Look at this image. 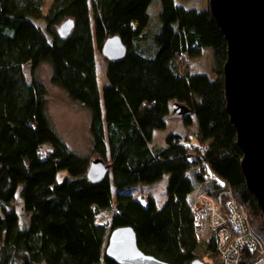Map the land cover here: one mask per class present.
<instances>
[{"label": "trees", "instance_id": "obj_1", "mask_svg": "<svg viewBox=\"0 0 264 264\" xmlns=\"http://www.w3.org/2000/svg\"><path fill=\"white\" fill-rule=\"evenodd\" d=\"M152 1L53 0L45 11L44 0H0V264H117L106 248L110 232L120 226H132L142 251L171 264L197 258L223 264L216 232L199 240L195 231L189 195L196 187L188 176L195 168L202 193L217 197L231 190L225 203L235 198L264 238L263 217L245 184L243 151L226 109L227 40L210 7L161 0L162 31L148 43ZM66 19L75 26L63 36ZM113 35L127 52L122 60L107 58L101 89L97 50ZM206 48L215 52L214 78L193 72V58ZM45 62L54 85L90 113L92 155L69 147L53 126L48 88L37 76ZM173 102L189 109L182 116L187 133L172 132L167 145L155 146L154 131L176 114ZM94 155L110 168L95 183L88 178ZM53 169L67 173L59 179ZM164 176L170 179L163 206L153 195L143 201L125 190ZM18 201L30 216L26 227L20 225ZM108 210L113 215L98 222ZM71 220L76 251L64 231ZM256 258L246 251L243 263Z\"/></svg>", "mask_w": 264, "mask_h": 264}, {"label": "water", "instance_id": "obj_2", "mask_svg": "<svg viewBox=\"0 0 264 264\" xmlns=\"http://www.w3.org/2000/svg\"><path fill=\"white\" fill-rule=\"evenodd\" d=\"M209 7L227 40L223 68L226 109L243 151L240 162L245 184L255 197L264 224V0H209ZM74 26L73 19H66L61 35L70 33ZM103 45V55L109 61L125 57L127 46L120 36L109 37ZM172 109L181 117L189 111L178 102H173ZM109 169L103 158L95 157L88 178L94 183L103 181ZM109 235L106 255L117 264H171L142 251L132 226H120ZM188 264L205 263L197 258Z\"/></svg>", "mask_w": 264, "mask_h": 264}, {"label": "rangeland", "instance_id": "obj_3", "mask_svg": "<svg viewBox=\"0 0 264 264\" xmlns=\"http://www.w3.org/2000/svg\"><path fill=\"white\" fill-rule=\"evenodd\" d=\"M52 1L53 0H44L45 11L52 5ZM175 2L184 6L185 8H196L198 10H204L209 7V0H175ZM148 10L150 11L151 15L148 43H151L154 41L155 36L161 33L163 27V22L161 21V0H153L149 5ZM107 63V57L103 55L102 51L97 50V77L99 79L101 89L107 83ZM192 64L194 73H205L211 78L216 77L214 70L217 63L215 52L212 48H206L204 50V54L201 55V57L193 58ZM37 76L42 81H44L48 88L49 95L47 111L51 117L53 126H55L59 134L64 137L69 147H73L75 150L81 153L92 155L90 113H88V111L82 105L73 102L68 96L67 92H65L61 87L54 85V83L51 81L52 70L49 63L45 62L37 69ZM167 121L168 122L165 128L154 131L153 144L155 146L167 145V143H165L166 136L172 132L179 133L181 135L187 133L186 123L181 116L177 114H171V117H169ZM48 165H50L49 168H53L52 163H48ZM55 172L56 170L53 169L52 174L56 175L57 172ZM66 173V170H61V172L58 173V178L62 179ZM197 173L198 172L196 168L188 172V176H190V178L193 180L194 186L196 187V189L190 195L192 205L197 203L199 199L198 196L204 189L203 183L201 180H199ZM169 179L170 176H164L161 180L155 182H140L138 184L130 185L125 190H127L128 193L131 192L135 198L143 201H147V198L153 195L155 199H157V204L159 206H163V204L168 200L167 187ZM21 204H23L21 201L15 203L20 216V225L22 227H26L30 222V216L25 213L24 205L22 206ZM73 216L75 215L71 211L70 218L72 219ZM64 227V231L67 233V237L69 238V244L73 250L76 251V249L79 248V244L77 237L75 236L74 220H71Z\"/></svg>", "mask_w": 264, "mask_h": 264}, {"label": "built area", "instance_id": "obj_4", "mask_svg": "<svg viewBox=\"0 0 264 264\" xmlns=\"http://www.w3.org/2000/svg\"><path fill=\"white\" fill-rule=\"evenodd\" d=\"M231 194V190H228L219 193L217 197L206 193L198 196L197 203L192 205L197 237L204 240L216 232L217 253L223 264H244L246 251L256 253L254 264H264V242L252 228L246 208L235 198L225 203L224 195ZM113 213L110 210L102 212L96 220L104 223Z\"/></svg>", "mask_w": 264, "mask_h": 264}, {"label": "crops", "instance_id": "obj_5", "mask_svg": "<svg viewBox=\"0 0 264 264\" xmlns=\"http://www.w3.org/2000/svg\"><path fill=\"white\" fill-rule=\"evenodd\" d=\"M58 173H59V172H58ZM58 173H57V176H58ZM201 193H202V192H201ZM191 194H192V193H191ZM191 194H190V195H191ZM190 195H189V198H190ZM190 202H191V204H192V200H191V198H190Z\"/></svg>", "mask_w": 264, "mask_h": 264}]
</instances>
